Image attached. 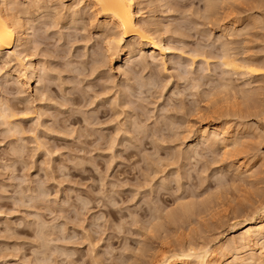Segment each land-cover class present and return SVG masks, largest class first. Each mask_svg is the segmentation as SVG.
<instances>
[{
    "label": "rangeland",
    "instance_id": "374dc122",
    "mask_svg": "<svg viewBox=\"0 0 264 264\" xmlns=\"http://www.w3.org/2000/svg\"><path fill=\"white\" fill-rule=\"evenodd\" d=\"M16 1L7 0L24 23L16 34L31 37L19 50L26 45L22 52L46 77L18 76L15 56L0 58V98L16 113L9 122L0 116V264H154L187 241L217 255L225 247L227 264H264V242L241 260L227 247L264 209V0H215V11L213 0H138L147 22L139 11L137 21L171 35V51L165 65L134 51L123 70L120 48L109 57L104 40L115 29L89 0ZM223 46L262 70L227 72L218 58ZM196 50L210 59L196 53L192 60ZM145 77L154 86L143 87ZM208 121L228 139L212 133L211 144L190 146ZM173 209L180 219L172 220Z\"/></svg>",
    "mask_w": 264,
    "mask_h": 264
},
{
    "label": "bare ground",
    "instance_id": "6f19581e",
    "mask_svg": "<svg viewBox=\"0 0 264 264\" xmlns=\"http://www.w3.org/2000/svg\"><path fill=\"white\" fill-rule=\"evenodd\" d=\"M16 1V0H15ZM18 1V0H17ZM16 1V2H17ZM28 2H27V4L30 2L29 0H27ZM32 1V0H31ZM43 1V0H42ZM48 0H46V2H47ZM75 2H77L76 0H74ZM80 1V0H79ZM78 1V2H79ZM83 2L85 1V0H82ZM92 4H93V10L95 11V7H96V9H97V11H100V13L104 16L103 18H104V25H106V24H112L113 25V28L115 29V31H114V33H112V34H110V35H108V34H106V35H108V36H106V38H107V40L106 39H104L105 41H106V49L108 50V52L110 53L109 54V57H111L114 53H115V51H117L119 48V50H118V53H117V57H118V61L120 62V64H119V69L121 68V66H124L123 64L125 63V62H128V60H130V58H131V56H132V53H134V51H138V53L140 52V51H145L146 52V50H147V52H149L151 55L150 56H152V55H154V56H156V57H158L160 60H161V63L163 62L164 63V65L166 64L165 63V60H166V55H167V51L168 50H170V48H171V46L170 45H168V42L167 41H169V37H171L172 38V36L170 35H168L169 37H168V40H166V33H165V35H162L161 33H159V35H154L155 33L154 32H152L153 30L155 31V28L154 27H156V29H159L157 26H155L156 25V23L155 24H152V26L154 25V29L152 30V29H150V28H152V27H148V25L147 24H149V22L151 21L150 20V18H149V20L150 21H148V23L146 24V25H143V24H139V22L137 21V17L136 16H138V15H140L139 13L142 11V9L144 8H142L140 11H139V9L137 8L136 10H135V7L138 5L137 4V2H138V0L136 1V0H89ZM145 1H147V0H144V2ZM149 1H151V0H149ZM158 1H160V0H157V2ZM162 1V0H161ZM211 1V0H210ZM215 0H213L212 2H210L209 3V1L207 2L208 4H210V5H212V6H208V8H210V10H211V8L213 9H215V7H213L214 5H213V2H214ZM218 1V0H217ZM217 1H216V3H217ZM221 1H223V0H221ZM225 1V0H224ZM14 2V1H13ZM18 2H20V1H18ZM23 4H24V2L23 1H21ZM34 3H35V0L33 1ZM33 2L31 3V4H33ZM37 2V1H36ZM39 2H40V0H39ZM38 2V3H39ZM48 2H50V0L48 1ZM71 2V1H70ZM83 2H81V3H83ZM37 3V4H38ZM42 2H40V4H41ZM43 3H44V1H43ZM42 3V4H43ZM86 3H88V2H86ZM89 4L91 7H92V4ZM168 3H169V1H168ZM215 3V4H216ZM8 3H7V0H0V58H1V56L3 55V54H7V57H9V56H11V58H13L12 57V55L13 56H15V60L17 61V65L19 66V70L17 71L18 72V76H21V75H25V73L27 72V71H29V79L32 77H34V75H36L37 73H42V72H44L43 70H45V69H43V70H41V71H38V68L37 67H39V66H37L36 64H38V63H36V62H34L33 61V59H30V57L29 58H27L28 57V55H30L29 53L27 54V53H23L22 51L24 50L25 51V49H24V47L26 46H23V50L22 49H20L19 50V46H22V45H24V44H26V43H28V40L31 38H29V36H27V34H25L22 30V32H20V34L18 33V34H16V32H18V31H16V29H18V27H20V28H22V26L24 25V23H22L21 21H20V17H19V14H18V17L14 14L15 12H17L15 9H12V10H15L14 12L13 11H11V12H13V14H10L9 13V11H7V5ZM36 4V3H35ZM41 4V5H42ZM71 4V3H70ZM70 4H69V6H70ZM72 4H75V3H72ZM77 4V3H76ZM220 4V3H219ZM34 5V4H33ZM43 5H45V3L43 4ZM47 5V4H46ZM139 5L141 6V4L139 3ZM162 5V4H161ZM164 5H165V2H164ZM207 5V4H206ZM20 6H21V3H20ZM25 6V5H24ZM27 6V5H26ZM25 6V7H26ZM28 6H30L31 7V5L30 4H28ZM49 6V5H48ZM86 6V5H85ZM90 6H87V7H90ZM95 6V7H94ZM140 6H138V7H140ZM14 7L15 8H17V10H18V7H19V4L18 3H14ZM29 7V8H30ZM37 7H38V5H37ZM47 7V6H46ZM73 7V6H72ZM219 7H221V4L219 5ZM24 8V7H23ZM29 8H28V12H29ZM34 8V7H33ZM39 8V7H38ZM41 8V7H40ZM49 8V7H48ZM67 8H69L70 9V7H67ZM78 8V7H77ZM76 8V10H77V12L79 11V9H77ZM81 8H82V6H81ZM84 8V7H83ZM82 8V9H83ZM11 9H9V10H11ZM25 9V8H24ZM37 9V8H36ZM42 9V8H41ZM43 9H46V8H43ZM90 9V8H89ZM206 9V8H205ZM213 9V10H214ZM33 10V9H32ZM34 10H35V8H34ZM73 10H75V9H73ZM81 10V9H80ZM86 10H88V8L86 9ZM86 10H83V11H86ZM25 11H26V9H25ZM40 11H42V10H40ZM45 11V10H44ZM46 11H49V10H46ZM82 11V10H81ZM139 11V12H138ZM209 11V10H208ZM215 11V10H214ZM214 11H213V13H214ZM19 12H21V10L19 11ZM33 12V11H32ZM31 12V13H32ZM34 12H36V11H34ZM43 12V11H42ZM74 12V11H73ZM73 12H72V10H71V13L73 14ZM88 12V11H87ZM86 12V13H87ZM136 12H138L137 14H136ZM217 12V11H216ZM216 12H215V14H216ZM18 13V12H17ZM99 13V12H98ZM97 13V14H98ZM21 14V13H20ZM23 14H28L27 12H25V13H23ZM50 14H52L51 13V11H50ZM49 14V15H50ZM78 14H79V12H78ZM80 14H81V12H80ZM79 14V15H80ZM82 14H84V13H82ZM143 13L141 12V15H142ZM181 14H182V12H181ZM22 15V14H21ZM33 15H35V14H33ZM41 15H45V13L44 14H42L41 13ZM40 15V16H41ZM48 15V16H49ZM74 15V14H73ZM77 15V14H76ZM140 15V16H141ZM207 15H211V12H210V14L209 13H207ZM207 15H206V17H207ZM23 16V15H22ZM21 16V18H25L26 19V17H22ZM24 16H26V15H24ZM27 16H29V15H27ZM47 16V17H48ZM54 16V15H53ZM70 16V15H69ZM75 16V15H74ZM81 16V15H80ZM139 16V17H140ZM204 16H205V14H204ZM33 17V16H32ZM31 17V18H32ZM39 17V16H38ZM37 17V18H38ZM50 17V16H49ZM71 18H72V20L74 21V19H76L75 17H73V16H70ZM77 17V16H76ZM142 17V21L143 22H145L146 21V18L144 19L143 18V16H141ZM209 17H212V16H209ZM208 17V18H209ZM43 18V17H42ZM41 18V19H42ZM74 18V19H73ZM29 19L30 18H28V20H27V24H28V22H29ZM34 19H36V17L34 16ZM46 19V18H45ZM51 19V18H50ZM54 19V18H53ZM81 19H83L82 18V16H81ZM141 19V18H140ZM139 19V20H140ZM144 19V20H143ZM25 20V21H26ZM33 19H31V21H32ZM39 20V19H38ZM43 21H44V19H42ZM156 20H160V22H161V19H156ZM156 20H152L153 22L154 21H156ZM71 21V20H70ZM80 21V20H79ZM84 21V20H83ZM102 21V22H103ZM34 22H35V20H34ZM33 21H32V25H33V23H34ZM72 22V21H71ZM75 22V21H74ZM74 22H72V23H74ZM76 22H77V20H76ZM141 22V21H140ZM143 22H141V23H143ZM147 22V21H146ZM145 22V23H146ZM163 22V21H162ZM67 23H69V22H67ZM78 23H80V22H78ZM106 23V24H105ZM144 23V24H145ZM157 23H159V22H157ZM70 24V23H69ZM83 24V23H82ZM103 24V23H102ZM101 24V25H102ZM162 24V23H161ZM32 25H30V26H32ZM79 25V24H78ZM149 26H151V25H149ZM159 26V25H158ZM160 26H162V25H160ZM27 27V26H26ZM35 27V26H34ZM99 27H102V26H99ZM106 27H108V26H106ZM163 27H165V26H163ZM179 27V26H178ZM32 28V27H31ZM111 28V26L109 27V28H107V30L108 29H110ZM166 28V27H165ZM176 28V27H175ZM180 28V27H179ZM25 29V28H24ZM35 29V28H34ZM164 29V28H163ZM167 29H169V28H166V30ZM103 30H105L104 29V27H103ZM170 30V29H169ZM168 30V31H169ZM176 30V29H175ZM177 30H179V29H177ZM176 30V31H177ZM26 31V30H25ZM28 31H30V29L28 30ZM27 31V32H28ZM112 31V30H111ZM158 31V30H157ZM172 31V30H171ZM179 31H181L182 32V34H183V31L182 30H179ZM26 32V33H27ZM101 32H103V31H101ZM104 32H107V31H104ZM109 32H110V30H109ZM160 32V31H159ZM30 33H31V31H30ZM157 34H158V32H156ZM171 33H173V31L171 32ZM180 33V32H179ZM224 33V32H223ZM29 34V33H28ZM32 34V33H31ZM31 34H30V36H31ZM176 34H177V32H176ZM176 34H173V37H174V35H176ZM181 34V33H180ZM179 34V35H180ZM181 34V35H182ZM184 34H185V32H184ZM222 34V33H221ZM165 36V37H164ZM178 36V35H177ZM176 36V37H177ZM187 35H185V37H186ZM125 37H128V41H126V43H123V40H124V38ZM129 37H131V38H134L135 37V39L137 40H139V44H135L134 43V41H131L130 39H129ZM175 37V38H176ZM179 37V36H178ZM180 38L181 37H179V39L178 40H180ZM184 38V37H183ZM182 39V38H181ZM186 39V38H185ZM126 40H127V38H126ZM131 42H130V41ZM134 40V39H133ZM170 40H172V39H170ZM174 40H176V39H174ZM184 40V39H183ZM31 41H32V39H31ZM180 41H182V40H180ZM137 42V41H136ZM169 42H171L172 43V41H169ZM184 42H186V41H184ZM170 43V44H171ZM176 43H177V41H176ZM181 43V42H180ZM31 44V43H30ZM227 44V43H226ZM222 45V44H221ZM224 46H225V44H224ZM222 47V48H226V47ZM30 47H31V45H30ZM29 47V48H30ZM116 47H118V49L116 50ZM230 47V46H229ZM229 47L228 48H226V49H222V51L220 52V56L218 57V58H220L221 59V62L225 65V67L227 68V72H234V73H239V74H244L245 73V75H246V73L247 74H249L250 76L251 75H253L256 71H260V69H261V67L263 68V70H264V67L263 66H261L260 68H259V70H258V68L255 66V65H253V64H251V63H248V62H246V61H242V60H239L237 57H235L232 53H230L229 52ZM20 48H22V47H20ZM27 48V47H26ZM232 48V47H231ZM31 49V48H30ZM200 49V48H199ZM27 50V49H26ZM29 50V49H28ZM107 50H106V52H107ZM115 50V51H114ZM171 51V50H170ZM195 51V50H194ZM198 50H196V52L194 53V54H192V60H193V57H195L196 56V53H197V55L198 54H201L202 55V57H203V59L202 60H205V63L208 61L207 60V58H209L210 59V56L208 57L207 55H208V53H207V51L205 52V53H207V55L205 54V53H202V52H197ZM230 51H231V49H230ZM98 52V51H97ZM212 52V51H211ZM99 53V52H98ZM143 53V52H142ZM171 53V52H170ZM222 53V54H221ZM97 54V53H96ZM95 54V55H96ZM116 54V53H115ZM114 54V55H115ZM137 54V53H136ZM140 54V53H139ZM169 54V53H168ZM172 54V53H171ZM190 54V53H189ZM173 55V54H172ZM172 55H170V56H172ZM194 55V56H193ZM211 55V54H210ZM6 56V55H5ZM27 56V57H26ZM134 56V55H133ZM169 56V55H168ZM174 56V55H173ZM190 56V55H189ZM200 56V55H199ZM213 56V55H212ZM216 56V55H215ZM25 57H26V59H28L27 61L25 60L24 61V59H25ZM108 57V58H109ZM146 57V56H145ZM144 56H143V58L146 60V62H147V59L145 58ZM198 57V56H197ZM3 58V57H2ZM142 58V57H141ZM169 58V57H168ZM196 58V57H195ZM139 59V58H138ZM144 59H142L141 60V64L143 63L142 61L144 60ZM169 59H171V58H169ZM246 59V58H245ZM0 60H3V59H0ZM173 60V58L171 59V61ZM197 60V59H196ZM246 60H248V59H246ZM130 61H132V60H130ZM152 61H153V58H152ZM159 61V60H158ZM250 61V60H249ZM97 62V61H96ZM138 62V61H137ZM255 62V61H254ZM99 63V62H98ZM97 63V64H98ZM129 63V62H128ZM152 63V62H151ZM210 63V62H209ZM263 63V62H262ZM40 64V63H39ZM56 64V63H55ZM100 64V63H99ZM131 64V63H130ZM129 64V65H130ZM134 64V63H133ZM137 64V63H136ZM148 64V63H147ZM147 64H145V65H147ZM156 64H158V63H156ZM222 64V65H223ZM149 65V64H148ZM151 65V64H150ZM159 65H160V63H159ZM164 65H162V66H164ZM209 65V64H208ZM18 66H17V68H18ZM70 66H71V64H70ZM140 66V65H139ZM142 66V65H141ZM140 66V67H141ZM153 66V65H152ZM155 66V65H154ZM129 67V66H128ZM131 67H132V65H131ZM135 67V66H134ZM94 68V67H93ZM136 68H137V66H136ZM143 68V67H142ZM148 68V67H147ZM155 68V67H154ZM46 69H48V68H46ZM95 69V68H94ZM122 69V68H121ZM131 69V68H130ZM133 69V68H132ZM139 69V68H138ZM138 69H136V70H138ZM141 69V68H140ZM153 69V68H152ZM156 69H158L157 67H156ZM123 70V69H122ZM229 70V71H228ZM262 70V69H261ZM26 71V72H25ZM46 71V70H45ZM53 71V70H52ZM152 71H154V70H152ZM57 72V71H56ZM129 72L130 73H132V75H133V71L131 72L130 70H129ZM137 72V71H136ZM155 72H156V70H155ZM155 72H154V74H155ZM191 72V71H190ZM45 73V72H44ZM153 73V72H152ZM157 73V72H156ZM230 73V74H231ZM258 72H256V74H257ZM137 74V73H136ZM264 74V73H263ZM23 75V76H24ZM28 75V74H27ZM47 75H48V72H47ZM129 75V74H128ZM150 74H148V76H149ZM37 76H38V74H37ZM54 76V75H53ZM134 76V75H133ZM140 76H142L141 74H140ZM151 76H152V74H151ZM154 76V75H153ZM152 76V77H153ZM195 76V75H194ZM248 76V75H247ZM254 76V75H253ZM39 77V76H38ZM44 77V76H43ZM45 77H46V73H45ZM44 77V78H45ZM49 77H51L50 75H49ZM158 76L156 75V78H157ZM36 78V77H35ZM41 78H42V76H41ZM43 78V79H44ZM58 78V77H57ZM146 78V77H145ZM221 78V77H220ZM225 78V76H223L222 77V79L221 80H223L221 83H222V85H221V83H220V85L222 86V89L223 90H226L227 89V87L230 85V83L227 85V82H226V80L224 79ZM38 79V78H37ZM36 79V80H37ZM139 79V78H138ZM142 79V78H141ZM159 78H157V80H158ZM197 78H195V80H196ZM229 79V78H228ZM157 80H156V83H159L160 81H158L157 82ZM185 80H187V78L185 79ZM191 80H192V78H191ZM220 80V81H221ZM225 80V81H224ZM38 81V80H37ZM41 81H42V79H41ZM40 81V82H41ZM51 81V80H50ZM137 81V80H136ZM194 81V80H193ZM40 82L38 83L37 82V84H36V86L38 85V84H40ZM138 82H139V80H138ZM147 82H150L151 84L153 83V82H155V80L154 79H147L146 78V80H143V81H141L140 80V84L142 85L143 84V87H144V85H145V83H146V85H147ZM224 82V83H223ZM226 82V83H225ZM228 82H229V80H228ZM196 83V82H195ZM194 83V85H196ZM138 84V83H137ZM149 84V83H148ZM161 84V83H160ZM43 85V84H42ZM141 85H139V86H141ZM150 85V84H149ZM158 85V84H157ZM41 86V85H40ZM37 86L36 87V89H35V91H38L39 93H40V90H41V87H43V86ZM151 86H154L153 84L152 85H150V86H148V87H151ZM156 86V85H155ZM224 86H225V88H224ZM39 87H40V90H39ZM137 87H138V85H137ZM145 87H147V86H145ZM126 88V87H125ZM139 88V87H138ZM137 88V89H138ZM154 88V87H153ZM148 89V88H147ZM42 91H44L43 89H42ZM227 91V90H226ZM126 92V91H125ZM39 93H38V95H39ZM123 93V92H122ZM41 94H43V93H41ZM45 94V93H44ZM126 96V95H125ZM124 96V97H125ZM145 99V98H144ZM248 99V98H247ZM246 99V100H247ZM6 101V100H5ZM5 101H3L1 98H0V116H3V117H9L10 115L11 116H13L14 114H16V113H14V111L11 109V106H9L8 105V107H5ZM145 102V101H144ZM7 104V103H6ZM25 106H26V104H25ZM9 108V109H8ZM26 108H28V112H30V107L28 106H26L25 107V109ZM7 109H8V111H7ZM25 109H24V111H22V112H24V113H26L25 112ZM19 110V109H18ZM22 110V109H21ZM27 110V109H26ZM42 111H44V110H42ZM27 112V113H28ZM14 113V114H13ZM13 114V115H12ZM30 114V113H29ZM138 114V113H137ZM7 115V116H6ZM25 115V114H24ZM23 114H22V116H24ZM138 115H140V114H138ZM10 116V117H11ZM28 116V115H27ZM167 116V115H166ZM169 116V115H168ZM39 117H40V114H39ZM6 118V119H7ZM169 118V117H168ZM8 119H10V118H8ZM8 119H7V121H8ZM142 119V118H141ZM171 119V118H170ZM40 120V119H39ZM211 120V119H210ZM176 121V120H175ZM179 121V120H178ZM181 121V120H180ZM9 122V121H8ZM11 122V121H10ZM15 122V121H14ZM38 122V121H37ZM213 122V121H212ZM169 123H170V121H169ZM173 122H172V120H171V124H172ZM14 124V123H13ZM171 124H169V126L171 125ZM175 123H173L172 125H174ZM176 124H178V123H176ZM39 125V124H38ZM10 126V125H9ZM19 126H21L20 124H19ZM18 126V127H19ZM176 126V125H175ZM200 127H199V129H194L195 131H197V132H194L193 130H191L190 131V133L193 131V133H196L195 134V136L190 140V146H193V145H195L196 143H197V141H199V140H204V141H207V143L209 142V141H212V140H210V135H212V133H214V134H217V135H219V134H222L223 135V137L222 136H219V137H222V138H224V139H228V132L229 131H227V130H225L224 128H221V127H218V126H216L215 124H213V123H211V122H204V124H202V125H199ZM9 128V127H8ZM29 128V127H28ZM31 128V127H30ZM21 129V128H20ZM137 129V128H136ZM13 130V129H12ZM15 130H16V128H15ZM23 130V129H22ZM28 130V129H27ZM135 130V129H134ZM157 130V129H156ZM176 130V129H175ZM179 130V129H178ZM9 131V130H8ZM18 131H19V129H18ZM23 131H25V130H23ZM147 131V130H146ZM22 132V131H21ZM145 133V132H144ZM181 134V133H180ZM37 135V134H36ZM146 135V134H145ZM148 135V134H147ZM177 135V134H176ZM178 136V135H177ZM180 136V135H179ZM189 136H190V134H189ZM189 136H188V138H189ZM193 136V135H192ZM191 136V137H192ZM212 136H214V135H212ZM183 138H184V136H183ZM222 138H220L221 139V142L222 141H224ZM216 139H218V138H216ZM215 138H214V140H216ZM219 141V140H218ZM217 141V142H218ZM203 142V141H202ZM213 142V141H212ZM216 142V143H217ZM206 143V144H207ZM214 143H215V141H214ZM213 143V144H214ZM200 144V143H199ZM208 144H211V143H208ZM220 144V143H219ZM208 146V145H207ZM212 146V145H211ZM225 146H227V143L225 144ZM194 147V146H193ZM191 148V147H190ZM193 149V148H192ZM191 149V150H192ZM19 150V149H18ZM195 150V149H194ZM190 151V150H189ZM193 152H195V151H193ZM188 153H191V152H188ZM188 155V154H187ZM188 158V157H187ZM152 164V163H151ZM240 164H243V162L242 163H240ZM186 203V202H185ZM185 203L183 202V203H180L179 205H178V208H181V210H182V207L184 208V209H187L188 207V205H185ZM190 203V202H189ZM188 203V204H189ZM191 203H192V201H191ZM203 203V202H202ZM184 204V205H183ZM187 204V203H186ZM197 206V204H195V202H194V204L192 203V206ZM259 205V204H258ZM264 205V204H263ZM263 205H260V207L261 206H263ZM184 206H186V207H184ZM191 206V205H190ZM256 207H258V209H259V206H256ZM256 207H254V210L256 211ZM178 208L176 209V210H178ZM263 208H264V206H263ZM192 209H193V211H192ZM190 211H191V213L192 212H194V207L192 208ZM175 211V209H173V211L171 212V214L170 215H172V220L174 219V220H176L175 219V216H176V218H178L177 217V213H176V211ZM185 211V210H184ZM184 211H181L182 213H181V215L183 216L184 215ZM253 211V210H252ZM169 212V213H170ZM180 212V211H179ZM178 212V213H179ZM257 212V211H256ZM185 213H187L186 211H185ZM173 214H174V217H173ZM188 214H189V210H188ZM260 214V213H259ZM258 214V215H259ZM156 215V214H155ZM168 215H166L167 217H168ZM157 216V215H156ZM178 216H179V214H178ZM181 217V216H180ZM180 217L178 218V219H180ZM260 218L259 219H254V220H252V221H250V222H248V223H246L245 225H244V229H238V230H236V231H234V233H233V235L231 236L232 238L230 239L231 240V242L232 243H236V244H234V245H230V246H227V247H229L228 249H229V251L231 252H235V253H237V255H238V259L239 260H241L242 259V257L244 256V253H250V252H252V246H254V244H258V243H263L264 242V209H263V211H262V214L259 216ZM169 218V217H168ZM171 218H170V220H171ZM252 218V217H251ZM175 222V221H174ZM39 227V226H38ZM44 229V228H43ZM42 233V232H41ZM45 234V233H44ZM46 235V234H45ZM45 237V236H44ZM41 239V238H40ZM45 240V239H44ZM185 240V239H184ZM190 240V239H189ZM48 241V240H47ZM189 242V243H188ZM191 241H187V244L184 246H181L180 248H176L175 250H173L172 252H170V253H168L169 251L167 250V253H165V254H160L161 255V258L158 260L157 259V255H156V260H158V261H156L155 262V258L153 259V261L155 262L154 264H227V257H228V252L227 251H222V250H220L221 248H222V246H221V248H219V252L221 251V253H218V255L216 254V253H213V250H210V249H202V248H200V247H197V244L196 245H194V244H192L193 243V241H192V243H190ZM231 243V244H232ZM184 244V243H183ZM228 243H226V245H227ZM42 245H44V244H42ZM182 245V244H181ZM170 246V245H169ZM202 247V246H201ZM205 247V246H204ZM172 248V247H171ZM207 248V247H206ZM223 248H225V247H223ZM222 248V249H223ZM251 254V253H250ZM253 256V255H252ZM237 259V258H236ZM245 259H246V257H245ZM250 259H252L251 257H250ZM238 260V261H239ZM148 261V260H147ZM150 261V260H149ZM152 262V261H151ZM241 262V261H240ZM242 262H243V260H242ZM244 262H247V261H245L244 260ZM145 263H148V262H145ZM150 263V262H149ZM248 263V262H247ZM150 264H153V262L152 263H150ZM240 264H242V263H240Z\"/></svg>",
    "mask_w": 264,
    "mask_h": 264
}]
</instances>
